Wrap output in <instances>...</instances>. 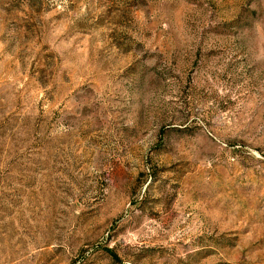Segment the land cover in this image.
I'll return each instance as SVG.
<instances>
[{
    "label": "rangeland",
    "instance_id": "obj_1",
    "mask_svg": "<svg viewBox=\"0 0 264 264\" xmlns=\"http://www.w3.org/2000/svg\"><path fill=\"white\" fill-rule=\"evenodd\" d=\"M0 264H264V0H0Z\"/></svg>",
    "mask_w": 264,
    "mask_h": 264
}]
</instances>
